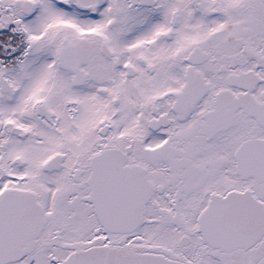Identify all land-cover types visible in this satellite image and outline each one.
<instances>
[{
    "label": "snow or ice",
    "instance_id": "obj_1",
    "mask_svg": "<svg viewBox=\"0 0 264 264\" xmlns=\"http://www.w3.org/2000/svg\"><path fill=\"white\" fill-rule=\"evenodd\" d=\"M0 264H264V0H0Z\"/></svg>",
    "mask_w": 264,
    "mask_h": 264
}]
</instances>
